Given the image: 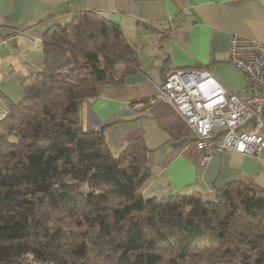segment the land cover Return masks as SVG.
Segmentation results:
<instances>
[{"label":"trees","instance_id":"obj_1","mask_svg":"<svg viewBox=\"0 0 264 264\" xmlns=\"http://www.w3.org/2000/svg\"><path fill=\"white\" fill-rule=\"evenodd\" d=\"M42 43L0 120V264H264L262 187L145 199L144 140L115 156L105 127L82 125V105L140 67L120 25L81 11Z\"/></svg>","mask_w":264,"mask_h":264},{"label":"crops","instance_id":"obj_2","mask_svg":"<svg viewBox=\"0 0 264 264\" xmlns=\"http://www.w3.org/2000/svg\"><path fill=\"white\" fill-rule=\"evenodd\" d=\"M81 11L120 25L139 57V69L84 103L80 117L84 127H105L115 156L135 139L144 140L151 168L145 199L199 193L213 200L233 181L264 189V152L214 153L202 165L196 132L185 118L165 101L149 104L177 70L207 67L229 90H245V76L230 61V39L264 42V0H0L1 109L14 101L12 84L41 71L44 34Z\"/></svg>","mask_w":264,"mask_h":264},{"label":"built area","instance_id":"obj_3","mask_svg":"<svg viewBox=\"0 0 264 264\" xmlns=\"http://www.w3.org/2000/svg\"><path fill=\"white\" fill-rule=\"evenodd\" d=\"M230 61L245 76V90L222 85L207 67L170 73L149 101L169 103L196 132L206 165L214 153L258 156L264 152V42L240 35L230 39ZM7 114L0 110V120Z\"/></svg>","mask_w":264,"mask_h":264},{"label":"rangeland","instance_id":"obj_4","mask_svg":"<svg viewBox=\"0 0 264 264\" xmlns=\"http://www.w3.org/2000/svg\"><path fill=\"white\" fill-rule=\"evenodd\" d=\"M9 90V89H8ZM9 93L11 94L12 96V99L15 101V102H20L24 99L25 97V94L23 93L21 87H20V83H15V84H12L10 86V90H9ZM86 103V102H85ZM1 110V108H0ZM5 111L8 110V106L6 108H4ZM72 227V226H71ZM34 264H41V263H34Z\"/></svg>","mask_w":264,"mask_h":264}]
</instances>
